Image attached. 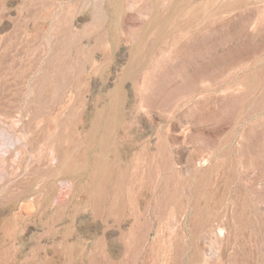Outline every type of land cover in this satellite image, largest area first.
Segmentation results:
<instances>
[{
	"label": "rangeland",
	"instance_id": "1",
	"mask_svg": "<svg viewBox=\"0 0 264 264\" xmlns=\"http://www.w3.org/2000/svg\"><path fill=\"white\" fill-rule=\"evenodd\" d=\"M0 264H264V0H0Z\"/></svg>",
	"mask_w": 264,
	"mask_h": 264
}]
</instances>
